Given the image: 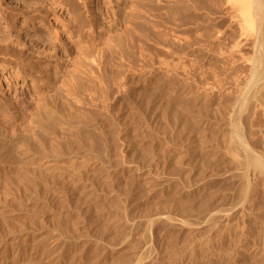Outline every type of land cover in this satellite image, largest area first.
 <instances>
[{"label":"rangeland","instance_id":"obj_1","mask_svg":"<svg viewBox=\"0 0 264 264\" xmlns=\"http://www.w3.org/2000/svg\"><path fill=\"white\" fill-rule=\"evenodd\" d=\"M174 1L0 0V264H131L149 218L177 208L192 222L235 197L231 163L203 152L191 119L232 99L253 43L228 4ZM253 123L264 149V118ZM26 145L60 170L26 161ZM260 184L201 245L157 224L152 264H264Z\"/></svg>","mask_w":264,"mask_h":264},{"label":"bare ground","instance_id":"obj_2","mask_svg":"<svg viewBox=\"0 0 264 264\" xmlns=\"http://www.w3.org/2000/svg\"><path fill=\"white\" fill-rule=\"evenodd\" d=\"M173 4H190V5L192 4V6H193V4H205V6L207 8H209L210 4H224V5L228 4L231 7L232 13H233V14L230 13V17H232L233 19L235 18L236 20L239 19L242 21V19L238 18V17L242 16V18L244 19V21L241 22V24H239V25H241L243 27L242 29H245L247 31L245 33L250 36L249 38L251 39V42L253 43V46H251L253 49L252 54L249 55L250 57L246 59V60H248L247 62L249 64V69H247L248 72H247L246 76H244V79H242L243 81L239 80L240 77H238L239 79L235 78L236 79L235 80L236 92L234 93V96L232 97V99H228L227 102L225 100H222V101H224V102H222L220 100L221 96L219 95L220 96L219 99L216 101L215 105H213L214 110H212V112H214V113L212 115L207 114L206 116L200 117L203 114V111L206 112V110L208 111L210 109V104H211L210 103L209 107L206 106V108L205 107L202 108L203 111L201 109L202 112L199 111V113L195 115L196 117L194 116L195 120H194V117H193V119H191L192 120V126L190 125L192 127L193 133L196 132V134H197L196 135L197 136L196 137L197 142L201 143L200 145H203L202 150L207 156L208 155L209 156H216V157L219 156L221 159L227 160L231 163V166H230L231 168L226 173L228 175H231L234 178H237V180H238L237 190H236L237 192L235 191L236 192L235 197L227 205H225L219 209H216V210L207 211L206 213H203L202 216L198 217V219H196L195 221L192 220V222L178 217L177 214L179 213V210L177 208L174 209V211L171 212V214H160V215H157L155 217L149 218L146 221L147 224L145 225L146 228H145V232H144L145 233L144 234L145 235L144 247H143V249H141V252H140V254H138V257L136 256L137 258L131 264H152L153 262H155L154 259L156 256L154 257V254L156 251H155L154 245L158 241V238H157L158 237V229L156 228L157 224L163 222V223H168V224H170V223L171 224H177V225H180L181 227H186L187 229L190 230L191 235L193 236V239L200 238V243H198L197 241L196 242L201 245V243H206L207 241H209L208 238H210L211 235L215 234L214 231H215L216 227L220 223H222L223 220L227 221V219L231 216V214L233 215V213H237V212L241 213L242 211L246 210L247 206H249V204L251 202V198H250L251 196L250 195H251V186H252L253 182L261 181V184L258 188L262 189V191L264 189V149L259 148V147H262L261 145L259 147H257L258 144L257 145L255 144L256 140H253L254 136L257 132L255 130L256 127H254L253 122H254V120L260 121L261 117L264 118V101L262 99L263 94H264V0H176L173 2ZM238 23H239V21H238ZM241 26H239V27H241ZM247 35H245V36H247ZM243 36H244V34H243ZM247 38H248V36H247ZM245 40H247V39L245 38ZM239 43H240V41H239ZM243 43H245V42H243ZM240 44H241V46H243L242 42ZM241 46H238L236 44L234 47L232 45V47L235 48L234 49L235 51L233 50L234 54H239V52H241V48H243ZM231 49H233V48H231ZM245 53H246V51H245ZM241 57L244 58L242 55H241ZM232 64H233V62H232ZM185 69H187V68H185ZM217 78H219V77H217ZM209 82H211V81H209ZM221 82H223V81H221ZM213 83H216V82H213ZM219 84H220V82H219ZM206 85H207V83H206ZM207 86L209 88H211L212 90H214L216 88V85H214V84H208ZM212 90H211V92H212ZM214 101H212V102H214ZM51 106H53V105H51ZM48 108H50V107H48ZM205 112H204V115H205ZM48 118L46 117V119H48ZM42 119H44V118H42ZM46 122H47V120H46ZM256 123H257V121H256ZM177 124H179V123H177ZM40 125L42 127V124H40ZM44 125H43V127H44ZM190 126H189V128H190ZM47 127H49V126H47ZM47 127L43 128V129H46ZM47 130H50V129H47ZM213 130H214V132H213ZM39 131H40V129H39ZM211 133L213 134V137H214L213 141H211L212 140V138L210 137ZM38 134H40V133H38ZM39 138L40 137L38 136V139ZM29 139H30L29 136H24L21 140H26L28 143V141H30ZM196 140H193V141H196ZM42 143L43 142L41 140V142L39 143V145H40L39 147L41 149H42L41 146L44 144V143L43 144ZM48 143H49V141H48ZM263 148H264V146H263ZM23 150L24 151L22 152L21 155L25 156V157L24 156H22V157L26 158L27 159L26 161L29 162V160H30V162H31V160L37 159L38 153L37 154L31 153L29 151V146L26 145V150L25 149H23ZM202 157H204V156H202ZM48 158L49 157L42 156L39 158V160H40L39 162L45 163V166L53 167V168H51V170L53 169L56 171V168L54 169V166L56 164L54 165L53 162L48 163V161L50 160ZM59 170H60V168H59ZM63 171L65 172V170H63ZM65 173H63L62 175H64ZM58 174H61V173H58ZM72 175H74V174L72 173ZM69 176H71V175H69ZM73 178H75V177H72L71 184L73 183V187L77 188L78 184L80 182L79 180L81 177L79 178V180H77V179L73 180ZM68 181H69V179H68ZM80 184H81V182H80ZM72 191H73V189H72ZM82 191H88V189L86 187H83L81 192ZM262 191H261V193H262ZM84 193H86V192H84ZM79 194H80V190H79ZM89 194L90 193H88V195ZM80 197L81 196H79V198ZM84 201H86V200H84ZM42 215H43V213H42ZM242 216H244V215L242 214ZM245 216H247V215H245ZM263 220H264V218H263ZM262 223H261L262 224L261 227H263L262 231L264 232V221H262ZM217 230H218V228L216 229V231ZM263 232H262V236L264 237ZM216 235H213V236L216 237ZM128 236L127 237L124 236L125 238L119 243V245L117 244L118 246L117 245L115 246L113 244L114 246L112 247L110 254L119 253L120 251H123L125 249V247L128 245V243L130 242L129 241L130 238H128ZM212 239H213V237H212ZM212 239L210 238V240H212ZM242 239H243V237H242ZM192 242H193V240H192ZM210 242L212 243L213 241H210ZM0 243H1V241H0ZM32 243H33L32 241L28 243L29 244V246H28L29 250L36 251L37 250L36 246ZM19 244H22V243H19ZM213 245H214V243H213ZM213 245H212V247H213ZM191 246H192L191 249H193L192 243H191ZM195 247H199V246L197 245ZM195 247H194V249H195ZM205 247H206V244H205ZM262 248H263L262 254L264 255V247H262ZM16 249H18V247ZM19 249H20V251H19V253H20L22 248H19ZM43 249H44V247H43ZM10 250H13V249L11 248ZM5 251H3V252L0 251V256L7 255L8 253H5ZM43 251L45 253V250H43ZM192 251L193 250H191V252ZM197 252H199V251H197ZM14 253H16V252H14ZM44 253L41 252V255H43ZM58 253L60 254V252H58ZM12 254H13V252H12ZM47 255L53 257L54 252H50ZM14 256H16V255H14ZM109 256H111V255H109ZM11 259H12V257H11ZM70 262H71V259H70Z\"/></svg>","mask_w":264,"mask_h":264}]
</instances>
